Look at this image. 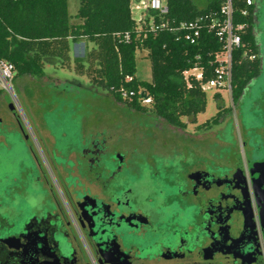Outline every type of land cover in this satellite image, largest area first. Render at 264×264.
I'll use <instances>...</instances> for the list:
<instances>
[{
  "label": "flooded vegetation",
  "instance_id": "1",
  "mask_svg": "<svg viewBox=\"0 0 264 264\" xmlns=\"http://www.w3.org/2000/svg\"><path fill=\"white\" fill-rule=\"evenodd\" d=\"M242 102L264 146V72L233 95L234 116ZM10 112L29 154L0 180V264H264L260 147L247 168L185 153L170 166L99 128L47 155Z\"/></svg>",
  "mask_w": 264,
  "mask_h": 264
},
{
  "label": "trees",
  "instance_id": "2",
  "mask_svg": "<svg viewBox=\"0 0 264 264\" xmlns=\"http://www.w3.org/2000/svg\"><path fill=\"white\" fill-rule=\"evenodd\" d=\"M69 1L0 0V60L14 65L15 78H43L47 65L74 70L93 86L107 90L116 104L142 115L154 114L180 129L186 126L184 119L196 122L198 115L206 112L207 94L201 86L213 78V61L223 46L216 32L209 30L208 21L202 23L195 44L185 39L184 32L175 30L182 23L211 14L221 17L225 0H206L204 8L198 7L195 0H169L168 15L151 12L142 24L134 19L132 0H78L79 23L74 24ZM246 1L234 0L235 23L249 26L242 48L234 53V98L259 76L262 68L255 33L257 8L253 5L250 15L243 17ZM163 24L166 28L161 27ZM80 42L92 47L87 45L85 56L74 59L72 46ZM138 51L148 53L151 82L136 77ZM251 55L258 58L252 61L248 59ZM194 68L203 70L204 81L190 78L188 86L183 74ZM125 92H134L135 96L125 98ZM145 97L151 99L149 105L143 103ZM215 99L220 101L221 96L217 94ZM221 116L220 112L200 128L217 125Z\"/></svg>",
  "mask_w": 264,
  "mask_h": 264
},
{
  "label": "rangeland",
  "instance_id": "3",
  "mask_svg": "<svg viewBox=\"0 0 264 264\" xmlns=\"http://www.w3.org/2000/svg\"><path fill=\"white\" fill-rule=\"evenodd\" d=\"M200 8H204L206 0H195ZM258 3V0H254ZM261 14L262 23L256 29L259 44V58L264 72V0ZM79 1H69V12L72 23L76 19ZM75 52L72 46V57L85 56L84 43ZM85 48V49H84ZM146 51L137 52V74L140 81H152V67ZM263 60V61H262ZM12 87L18 101L16 108L23 126L30 136V141L39 144L47 155L64 146L68 139L90 135L99 128L108 135H117L123 139V149H139L142 153H154L160 158V163L178 165L179 156L186 154L188 160L192 157L202 159L209 165H214V156L230 157L233 162L243 168L248 167L251 148L264 146L260 139L249 136L248 130L257 127V123L247 118L245 102L238 103L236 116L228 92H207V109L198 115L196 122L184 119L186 126L182 129L172 127L160 120L154 114H138L121 106H115L111 94L102 88L93 86L87 77L79 76L74 70L62 69L59 66L47 65L43 78L22 76L15 78ZM219 94L221 100L215 99ZM221 109H219V104ZM15 103L12 97L2 92L0 96V180L4 181L9 174H21L22 162L29 154L22 144V135L15 124V118L10 112V106ZM221 112L219 125L199 129ZM238 114V117H237ZM256 125V126H255ZM230 146H225V143ZM29 145V143H26ZM53 151V153H52ZM60 152V151H59ZM132 153V152H131ZM192 156V157H190ZM211 156V157H210ZM197 161L198 164H204ZM194 164V163H193ZM210 168V167H209ZM2 186V185H1Z\"/></svg>",
  "mask_w": 264,
  "mask_h": 264
},
{
  "label": "built area",
  "instance_id": "4",
  "mask_svg": "<svg viewBox=\"0 0 264 264\" xmlns=\"http://www.w3.org/2000/svg\"><path fill=\"white\" fill-rule=\"evenodd\" d=\"M168 2L169 0H132L131 11L136 22L142 24L151 12L159 14L160 16L168 15L170 10ZM246 3L247 9L242 12L243 17H248L250 15L249 8L254 5V0H247ZM205 21L209 23V30L216 32L223 46V50L215 55L213 61L215 65L213 78L207 82H203L204 72L199 68L184 72L183 77L188 86H190V78H194L201 83L203 82L201 89L206 94L209 91H215L216 93L228 92L231 99H233L234 53L242 48L243 35L247 32L249 26L246 23H235L234 0H225L221 8V17L216 14H211L195 22L182 23L175 32H184L185 39L191 44H195L201 36L202 23ZM166 26L165 24L161 25L162 28H166ZM153 28L154 25H151V29ZM257 58L258 56L256 55L248 57V59L252 61ZM14 78V65L7 61L0 60V91L8 93L14 100V107L19 110L18 101L12 87ZM127 80L129 82L132 81L131 78ZM134 96V92L124 93V97L128 99H132ZM143 103L149 105L151 99L145 97Z\"/></svg>",
  "mask_w": 264,
  "mask_h": 264
},
{
  "label": "crops",
  "instance_id": "5",
  "mask_svg": "<svg viewBox=\"0 0 264 264\" xmlns=\"http://www.w3.org/2000/svg\"><path fill=\"white\" fill-rule=\"evenodd\" d=\"M84 43H85V42H80V43H78V44H75V52H76V49H77L80 45H82V46L85 47ZM84 49H85V48H84Z\"/></svg>",
  "mask_w": 264,
  "mask_h": 264
},
{
  "label": "water",
  "instance_id": "6",
  "mask_svg": "<svg viewBox=\"0 0 264 264\" xmlns=\"http://www.w3.org/2000/svg\"><path fill=\"white\" fill-rule=\"evenodd\" d=\"M261 215H262V221H263V224H264V209H263Z\"/></svg>",
  "mask_w": 264,
  "mask_h": 264
}]
</instances>
